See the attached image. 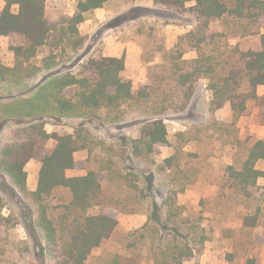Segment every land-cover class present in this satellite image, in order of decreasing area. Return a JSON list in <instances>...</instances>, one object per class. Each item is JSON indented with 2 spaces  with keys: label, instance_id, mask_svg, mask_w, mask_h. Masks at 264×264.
I'll return each instance as SVG.
<instances>
[{
  "label": "trees",
  "instance_id": "1",
  "mask_svg": "<svg viewBox=\"0 0 264 264\" xmlns=\"http://www.w3.org/2000/svg\"><path fill=\"white\" fill-rule=\"evenodd\" d=\"M2 1L6 5L0 11V39L16 35L23 39L24 45L12 47L18 61L16 67H6L0 60V82L13 78L14 85L24 83L27 88L14 97L0 98V134H4L11 123L24 124L22 120L25 119L31 123L26 141L16 147L8 146L0 165L9 174L11 183L5 181L12 192L38 205L36 226L45 242V250L55 264H87L92 251L100 248L114 234L118 220L107 213H90L100 205L103 186L109 181L107 175L105 182L96 170H89L84 176L67 175L68 170L78 167L75 153L89 148L85 129L81 127L65 135L49 134L43 122L47 118L103 121L104 118L98 115L100 112L117 111L126 104L146 107L142 119L137 121L139 136L131 140L133 157L149 158L158 147L174 150L161 166L169 177L168 198L165 200L168 210L164 219L153 221L152 228L144 227L156 234V244L151 248L153 264H185L195 259L208 235L204 228L193 225L177 205L178 195L186 192L192 184L190 178L184 177L182 182L172 185L178 177L171 175L192 169L187 161H182L184 148L200 139L197 135L189 138L191 129L175 134L172 139L165 120L189 107L196 85L202 79L207 80V90L211 93L208 113L212 118L226 105L231 107L233 116L226 126L228 132L230 127L237 131L236 123L247 112L251 102L258 106L259 115L264 120V96L258 94V87L264 86V33L261 32L264 27V0H148L155 6L175 9L192 4L190 8L197 14L194 29L182 35L176 45L185 51H181L177 58L180 63L171 67L174 78L171 89L165 85L166 77L134 89L132 82L121 75L125 70V55L102 58L94 63L90 75L79 77L66 73L54 78L45 77L29 87L28 80L37 78L41 72L34 62L38 51L44 47L56 49L65 41L66 49H77L80 41L73 39L79 35V26L90 19L95 10L107 8L113 0H79L73 15L56 22H50L46 17V0ZM13 6H19L18 13L12 11ZM214 21L223 24L222 31L212 29ZM253 35L261 38L260 50H245L240 43L230 41ZM186 50L195 53L196 57L184 59ZM44 67L50 69V65ZM204 128L200 125L192 131L204 134L208 127ZM51 139L55 146L48 152L46 143ZM240 145L238 139L234 162L227 166L223 177L227 192L222 198L241 193L251 196L248 189L255 188L264 178V171L257 168L258 162L264 161V138L254 139L243 147ZM186 155L198 157L195 152ZM33 159L40 161L41 168L37 189L30 191L25 168ZM60 191H65L68 198L53 206L52 210L60 213L57 221L49 214L47 200ZM2 207L0 197V227L11 222L3 216ZM179 209L181 212H176ZM242 221L243 229L253 230L258 225L257 217L249 214L244 215ZM139 238L145 239V233ZM228 258L233 261L231 253ZM245 264H258V259L246 258Z\"/></svg>",
  "mask_w": 264,
  "mask_h": 264
},
{
  "label": "rangeland",
  "instance_id": "2",
  "mask_svg": "<svg viewBox=\"0 0 264 264\" xmlns=\"http://www.w3.org/2000/svg\"><path fill=\"white\" fill-rule=\"evenodd\" d=\"M78 1L46 0L47 19L56 22L64 16L73 15ZM4 5L6 3L0 0V11L5 8ZM190 7L192 4L175 9L155 6L148 0H113L107 8L94 12L89 20L79 26V35L73 39L80 41L77 49H66V41L56 49L41 48L34 61L41 72L37 78L29 79L27 84L30 87L41 78H54L66 73L79 77L90 75L94 63L102 58L125 55L129 68L121 75L132 82L134 89L152 81L158 82L161 77H166L165 85L171 89L174 86L171 67L180 63L181 60L177 58L181 51H185L183 47H176L179 37L193 30L197 22V14ZM12 11L18 13L19 6H13ZM222 25L214 21L211 27L219 32L222 31ZM261 32L264 33V27ZM230 41L240 43L245 50L261 46V38L256 35L243 39L232 38ZM130 42L134 48L127 51L122 44ZM23 45L20 36L2 37L1 62L6 67H16L18 61L12 47ZM194 57L195 53L186 50L184 59ZM162 60L165 63L162 64ZM44 65H50V69ZM137 65H141V68ZM26 88L24 83L14 85L13 78L0 82V98L14 97ZM210 100L207 80L202 79L196 85L189 107L165 120L172 139L175 134L188 129H191L189 138L197 135L200 139L184 148L182 161H187L192 169L171 175L178 177L172 185L182 182L184 177L190 178L192 184L186 192L178 195L177 205L185 211V217L193 225L204 228L208 235L196 258L185 264H245L246 258H256L258 264H264V178L258 181L255 188L248 189L251 196L241 193L222 198L227 192L223 177L227 166L234 162L238 139L241 147L254 139H263L264 120L259 115L258 106L251 102L247 112L236 123L237 131L230 127L228 132L226 126L232 120L230 105L217 111L212 118L208 113ZM145 109V106L126 104L117 111L100 112L98 115L104 118L103 121L47 118L43 122L49 134L65 135L81 127L85 129L89 148L76 153L78 167L74 170L85 175L89 170H96L101 173L104 182L105 175L109 178L103 186L100 205L90 213L113 215L118 220V227L110 239L92 251L87 264H153L151 248L156 244V234L144 227L152 228L153 221L164 219L168 210L165 200L168 198L169 177L161 166L174 150L158 147L149 158L132 156L131 140L139 136L140 125L137 121L142 119ZM257 110L258 114H255ZM22 121L24 124H9L4 134H0V161L8 146L16 147L26 141L31 120ZM214 122L216 124L211 126ZM200 125L204 129L208 127L205 133H194V127ZM54 146L55 141L51 139L46 143V150L49 152ZM189 152L197 153L198 157H187L186 153ZM40 167L38 159L30 161L31 181ZM257 168L264 171V161L258 162ZM8 178L9 174L0 165L2 214L11 220L0 227V264H55L50 253L45 250V242L36 226L38 205L21 195H15L5 181ZM67 198L66 192L60 191L47 200L49 214L54 220L58 221L60 213L53 211V206L63 203ZM247 214L258 219V225L253 230L242 228V217ZM142 233H145V239L139 238ZM230 253L232 262L228 260Z\"/></svg>",
  "mask_w": 264,
  "mask_h": 264
},
{
  "label": "crops",
  "instance_id": "3",
  "mask_svg": "<svg viewBox=\"0 0 264 264\" xmlns=\"http://www.w3.org/2000/svg\"><path fill=\"white\" fill-rule=\"evenodd\" d=\"M5 6V5H4ZM99 10H101V9H97V10H95L94 12L95 13H97V12H99ZM93 12V13H94ZM99 14V13H98ZM89 20V19H88ZM87 21V20H86ZM179 34H181V32H179ZM182 35H180V37H181ZM179 37V38H180ZM238 39V38H237ZM240 39V38H239ZM123 46H124V48H126L127 49V51H130L131 49H133L134 48V46H133V43L132 42H130V43H125V44H122ZM261 45V44H260ZM261 49V46H260V48L258 47H256V48H254V49H252V50H260ZM115 57H117V56H115ZM136 67H139V68H141V65H137ZM128 68H129V62H128V57H127V60H126V65H125V69H127L128 70ZM258 94L260 95V96H264V86H259L258 87ZM227 106V105H226ZM225 106V107H226ZM225 107L224 108H222V109H220V110H223V109H225ZM254 113H255V111H254ZM255 114H258V110L256 111V113ZM232 116H233V112H232ZM264 127V126H263ZM75 155H76V153H75ZM75 159H76V157H75ZM77 160V159H76ZM29 165H30V162L26 165V168H25V170H26V172H27V175H28V178H27V186H28V188H29V190L30 191H35L36 189H37V186H38V177H39V169H37V171H36V174L34 175V179L31 181V174H30V171H29ZM41 168V167H40ZM67 175L69 176V177H77V176H84L85 174H83V173H77V172H75V170H68L67 171Z\"/></svg>",
  "mask_w": 264,
  "mask_h": 264
}]
</instances>
